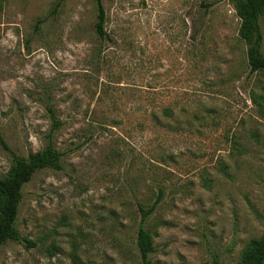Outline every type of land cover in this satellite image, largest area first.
Instances as JSON below:
<instances>
[{
    "label": "rangeland",
    "instance_id": "1",
    "mask_svg": "<svg viewBox=\"0 0 264 264\" xmlns=\"http://www.w3.org/2000/svg\"><path fill=\"white\" fill-rule=\"evenodd\" d=\"M102 2L107 39L96 0H0V177L51 142L64 155L24 189L37 247L9 241L0 264H140L160 189L154 264H238L264 234V75L234 3Z\"/></svg>",
    "mask_w": 264,
    "mask_h": 264
},
{
    "label": "trees",
    "instance_id": "2",
    "mask_svg": "<svg viewBox=\"0 0 264 264\" xmlns=\"http://www.w3.org/2000/svg\"><path fill=\"white\" fill-rule=\"evenodd\" d=\"M96 1L98 7L97 34L107 39L109 37L106 30V9L102 0ZM231 1L241 21L239 38L247 46L249 75L260 73L264 75V33L261 26V19L264 17V0ZM58 6L57 3L56 7ZM49 113L52 120V132H54L60 129L63 123L58 119L54 108H49ZM0 140L3 142L1 134ZM63 156V153L51 142L43 150L29 157L14 156L8 173L0 177V252L9 241L22 242L26 248L37 247L35 241L22 236L17 226L24 201V189L38 172L46 169L62 170ZM162 194L163 190L160 189L157 200L148 210L140 208L142 217L137 237L140 264H154L150 258L153 252V236L144 225L161 202ZM214 264L220 263L215 261ZM238 264H264V234L247 244Z\"/></svg>",
    "mask_w": 264,
    "mask_h": 264
}]
</instances>
